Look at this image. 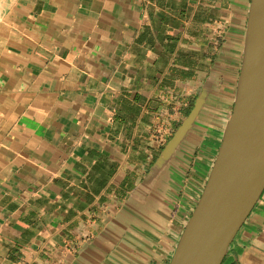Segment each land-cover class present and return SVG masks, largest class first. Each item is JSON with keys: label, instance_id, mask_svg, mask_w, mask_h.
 Here are the masks:
<instances>
[{"label": "crops", "instance_id": "0c3cea01", "mask_svg": "<svg viewBox=\"0 0 264 264\" xmlns=\"http://www.w3.org/2000/svg\"><path fill=\"white\" fill-rule=\"evenodd\" d=\"M250 0H0V264H168L232 112ZM222 264H264V191Z\"/></svg>", "mask_w": 264, "mask_h": 264}, {"label": "water", "instance_id": "95a60500", "mask_svg": "<svg viewBox=\"0 0 264 264\" xmlns=\"http://www.w3.org/2000/svg\"><path fill=\"white\" fill-rule=\"evenodd\" d=\"M264 191V0H250L232 112L168 264H222Z\"/></svg>", "mask_w": 264, "mask_h": 264}]
</instances>
